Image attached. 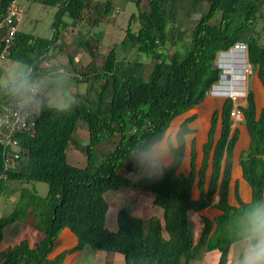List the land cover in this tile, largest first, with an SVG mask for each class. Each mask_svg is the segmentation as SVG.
<instances>
[{"label": "trees", "instance_id": "trees-1", "mask_svg": "<svg viewBox=\"0 0 264 264\" xmlns=\"http://www.w3.org/2000/svg\"><path fill=\"white\" fill-rule=\"evenodd\" d=\"M12 1L0 0V22ZM31 1L55 8L52 34L47 39L17 30L6 59L25 65L26 70L0 86V109L10 105L17 94H26L27 91L19 89L23 79L32 85L44 78L47 59L69 27L65 18L82 21L84 10L90 6L87 0ZM125 1L133 3L136 12L130 14L119 46L134 49L138 56L152 60V68L144 77L143 62L119 60L116 46L103 56L85 42L76 44L90 57L77 71L76 82L86 84L83 96L80 99L77 95L74 99L65 96L68 103L65 108L49 106L47 98L40 96L33 107L37 113L34 134L19 138V160L0 183V196L17 194L12 210L0 217V242L3 229L15 222L29 225L42 238L34 245L20 240L6 248L0 252V264H61L67 252L53 260L48 255L64 228L77 237L74 250L90 247L117 253L123 256L125 264H190L203 252H216L215 264H233L229 262V252L233 241L239 240L233 218L238 209L242 216L247 203L264 195V110L257 113L250 88L246 91L245 105L237 107L247 136L248 146L240 152L238 165L250 188L249 202L238 197L236 186V205L228 202L233 153L239 138V131L232 129L231 98H226L211 115L198 171L192 145L188 173L178 172L185 156L186 136L193 133L189 124L195 120L194 114L178 126L175 146H169L171 161L161 175L132 180L121 175L120 170L136 172L140 155L149 153L176 126L175 118L195 110L205 100L221 74L215 65L219 53L243 44L247 64L264 89V27L262 42L253 35L264 0H146L147 10L141 9L143 0ZM182 2L207 4L190 31L186 46L176 39V28H172ZM93 9L106 17L111 11V0L95 4ZM4 34L2 27L0 53ZM170 45L177 48L168 54ZM98 58L102 59L99 67L95 64ZM67 59L68 64H73V57L67 55ZM94 83H99L98 89L93 90ZM205 103L206 100L202 107ZM79 120L85 122L88 131L84 167L71 165L67 160ZM239 174L240 171L236 174L233 170V175ZM196 175L198 199L192 194ZM7 182L19 188L9 189ZM32 182L45 183L46 195L39 196L34 189L24 187ZM120 188L148 192L153 205L161 208L162 216L141 219L120 209L116 214V230L109 232L105 228L108 204L104 195ZM216 193L218 200L213 204ZM248 198L249 195L243 199ZM207 208H214L219 214L212 220L200 218L202 226L195 240L190 214Z\"/></svg>", "mask_w": 264, "mask_h": 264}, {"label": "rangeland", "instance_id": "rangeland-1", "mask_svg": "<svg viewBox=\"0 0 264 264\" xmlns=\"http://www.w3.org/2000/svg\"><path fill=\"white\" fill-rule=\"evenodd\" d=\"M90 1V6L88 9L84 10V17L82 21H71L69 18H65L70 22L69 27L74 28L75 30H65L61 36L59 44L55 46L51 56L48 59L50 65L56 66L46 72L43 81L45 87L43 88L41 95L47 98V104L56 108H65L67 102L64 99L65 96L74 99L75 95L80 99L85 91L86 84L81 80L76 82L77 71L81 70L84 66L82 65L87 61H90L89 55L76 44L79 42H85L86 45L96 47L101 55H105L110 48L113 46L117 47V58L119 60L132 61L138 59L144 64V77L147 76V73L151 70L153 61L146 59L142 56H138L134 49H124L119 46L120 41L124 37V31L127 25L128 18L131 13H135L136 9L133 3L125 0H111V11L110 14L106 17H101L98 12H95L93 5L101 4L105 0H87ZM16 5L22 8V18L18 23V28L20 31L30 34H35L43 38L49 39L52 34L51 22L55 8L42 6L38 3H33L31 0H15ZM148 5L147 1L143 0L141 3V9L147 10ZM207 9L206 3H201L199 5H193L190 2H182L178 8L176 14V23L172 28H176V39L180 41L181 44L187 45L190 39V31L196 24L200 15L204 13ZM94 18H98V21L95 22ZM137 24H133V28L136 29ZM262 27H264V1L259 10V16L254 23L253 35L259 38V41L262 42ZM174 37V34H173ZM177 46L170 45L168 47V54H171L176 50ZM241 49H238L236 56L239 58H244L245 49L241 52ZM231 51L225 53H219L215 60V65L220 66L221 73L224 72L222 69L223 65L227 63V58L230 56ZM70 53L72 56L79 54V63L78 64H68V59L66 54ZM60 57V58H57ZM61 61V62H60ZM102 59L98 58L95 60L97 67L101 64ZM248 68L245 76H243L244 86L243 89L238 91L241 94L240 97H236L235 100L232 99L234 104V116L232 117L233 126L232 129H237L239 131V138L237 141V146L234 154L233 167L231 173V179L229 183V192H228V202L231 205H236V198L234 193V188L236 186L238 197L243 201V198H247L249 195V189L247 185L244 186V183L241 178L233 175V169L235 173L238 174L239 168L235 167L236 157L241 150L246 148L247 136L245 135V127L242 124V115L238 112V106L245 105L246 91L250 88L254 95V100L256 104V110L259 114L261 110H264V89L258 81L255 72L251 70V67L247 64ZM74 69L76 71H74ZM26 66L12 62L8 59L0 61V86L10 83L16 76L24 73ZM224 74V73H223ZM80 77V75H79ZM219 83L215 84L217 88ZM93 90L98 89L99 83H94ZM213 90L211 89L205 100V106L202 107V104L195 108V110L185 113L177 118H175L176 126H172L168 132L165 134L162 144L165 148L164 156L162 158H154V153L156 151H161L162 146H154L152 151L146 154H142L139 157V161H151L153 163L159 161L160 164L166 166L171 161V155L169 152L168 146H174L175 140L174 135L178 129V126L181 122L189 117L190 115L195 114L196 119L190 123V128L194 131L190 135L186 136V148L184 162H182L181 167L178 172L187 174L189 171V156L192 145L194 146L196 153V171H198L201 160H202V150L201 147L206 141L208 125L212 112L219 110L222 106V103L227 97L223 96H214ZM228 91V89H227ZM235 92V91H234ZM237 92V91H236ZM94 93H92V96ZM202 107V108H201ZM175 123V120L174 122ZM172 123V124H173ZM219 133V124L217 125L216 138ZM88 141V131L83 120H79L76 126V131L74 133V142L70 145V149L67 153V160L71 165L77 167H84L86 165V156L84 152V147ZM159 145V144H158ZM162 147V148H163ZM163 148V149H164ZM161 154V152H159ZM237 169V170H236ZM153 169L148 168L146 165L142 166L140 163L136 172H127L124 168L120 170L121 175L137 180L142 176H147L151 178H157L158 176L153 175ZM210 174V166H208L206 171V185ZM197 181L198 177L195 176V181L193 185V196L197 198ZM9 189L17 190L18 185L14 183H6ZM27 188L34 189L39 196H45L47 193V185L41 182H32L26 185ZM105 200L108 204V211L106 215L105 226L110 230L116 228V214L118 210L124 209L129 214L134 217L147 219L151 216L161 217L162 210L160 207L153 205L152 198L148 192L138 191L131 188H120L117 191H108L105 193ZM218 194L216 193L213 202H217ZM245 201V200H244ZM0 203V216H6L12 210V204L10 202ZM215 210L212 208L202 210L197 214H190V222L193 227V235L196 240L199 236V232L202 226L201 217L208 218L212 220L215 217ZM238 248V243L234 244L231 247L229 252V262L233 263V254ZM217 260L216 252H203L200 258L192 261L190 264H215Z\"/></svg>", "mask_w": 264, "mask_h": 264}, {"label": "built area", "instance_id": "built-area-1", "mask_svg": "<svg viewBox=\"0 0 264 264\" xmlns=\"http://www.w3.org/2000/svg\"><path fill=\"white\" fill-rule=\"evenodd\" d=\"M22 8L12 1L7 9L5 17L0 22V28H5V34L1 41L3 48L0 53V61L6 58L7 51L17 32V25L22 18ZM237 49H245L241 43L235 45ZM32 85L35 92L27 91L26 94H17L10 105L0 109V148L2 159V170L0 172V183L5 181L7 173L14 169L20 157V142L22 136H32L35 129L37 113L33 109L38 104L41 92L45 86L43 78ZM234 113H231V117Z\"/></svg>", "mask_w": 264, "mask_h": 264}, {"label": "crops", "instance_id": "crops-1", "mask_svg": "<svg viewBox=\"0 0 264 264\" xmlns=\"http://www.w3.org/2000/svg\"><path fill=\"white\" fill-rule=\"evenodd\" d=\"M68 29H69V31L75 30L72 27H68ZM17 30H19L18 26H17ZM32 35H35V34H32ZM35 36H38V35H35ZM60 40H61V38L58 40L57 44H59ZM67 55H70L71 57H73V65L79 63V54H76L75 56H72V54L67 53L66 57H67ZM57 58H60V57H57ZM48 59H47V63L45 64L46 67H47V72L50 71V70H53L52 68L56 67V66L52 65V63L50 65V62H48ZM86 64H87V61L85 63H83L82 65L85 66ZM225 90L227 91V89H225ZM200 105H198V106H200ZM189 128H190V124H189ZM208 128H209V125H208ZM245 131H246V129H245ZM162 140L159 143L155 144L154 146L157 145V146H162L163 147ZM174 140H175V137H174ZM248 142H249V138H248ZM174 146H175V143H174ZM236 146H237V143H236ZM236 146H235L234 153H233V160H234V154H235ZM247 146H248V144H247ZM247 146H246V148H247ZM153 147L151 148V151H152ZM162 147H161V151H159V152H161V154L158 151H156L154 153V150H153L154 158H162L164 156L165 148L163 147L164 148L163 149ZM169 152H170V150H169ZM240 152L238 153V155L236 157L239 158ZM238 158H236L235 167H236V165L238 166L239 171H240V174H239L238 177L242 179V177H241V169H240V167L238 165ZM232 167H233V162H232ZM231 173H232V171H231ZM242 181L244 183V186L247 185V188L249 189V198L246 201L243 200V202H249L250 201V188H249L248 184L243 179H242ZM24 187H26V185H24ZM197 191H198V189H197ZM193 192L194 191L192 190V194H193ZM198 197H199V191H198V196H197L196 199H198ZM16 199H17V194L16 193L10 195L9 197H6L5 194H2V196H0V203L3 202V201H5V202L8 201V202H10L12 204V207H13V204H14ZM5 202H4V204H5ZM214 203H216V202H213V204ZM207 209H209V208H207ZM212 209L215 210V213H216L215 216H217L219 214V211L214 209V208H212ZM105 222H106V218H105ZM105 228L109 232H114L116 230V228L113 229V230H110L106 226H105ZM2 235H3L2 236V240L0 242V252L4 251L6 248L11 247L14 244H17L20 240H27L31 245H34L35 243H37L42 238V235L39 232L33 230L29 225H27L25 223H20V222H15V223L11 224L10 226L4 228L3 231H2ZM234 244H237V243H234ZM76 245H77V237L75 236V234L72 233L68 228H64V229L61 230V232L59 233L58 237L54 241L53 247L51 249V252L48 255V259L49 260H53L58 255H60V254H62L64 252H67L64 255V258H63V261H62L61 264H125L124 258L120 254H117V253H105V252H101V251H96V250L91 249L90 247H84V248H82L80 250H74Z\"/></svg>", "mask_w": 264, "mask_h": 264}, {"label": "clouds", "instance_id": "clouds-1", "mask_svg": "<svg viewBox=\"0 0 264 264\" xmlns=\"http://www.w3.org/2000/svg\"><path fill=\"white\" fill-rule=\"evenodd\" d=\"M20 90L35 92L34 85L23 79L19 84ZM142 166L152 168L153 175H161L164 165L159 161H138ZM241 209L237 210V216L233 218L236 224V233L239 240L238 248L233 254V264H264V195L250 201L243 207V215L240 216Z\"/></svg>", "mask_w": 264, "mask_h": 264}, {"label": "bare ground", "instance_id": "bare-ground-1", "mask_svg": "<svg viewBox=\"0 0 264 264\" xmlns=\"http://www.w3.org/2000/svg\"><path fill=\"white\" fill-rule=\"evenodd\" d=\"M237 51L238 49L232 50L229 54L230 56L227 58V63L223 65L222 69L224 70L223 75L225 77L220 81L219 86L214 88V96L231 97L235 100L236 97L241 96L238 91L245 90V88L243 89L244 81L242 74L245 76L246 72H248V66L243 57L239 58L236 56L235 52ZM225 89H228V91Z\"/></svg>", "mask_w": 264, "mask_h": 264}, {"label": "water", "instance_id": "water-1", "mask_svg": "<svg viewBox=\"0 0 264 264\" xmlns=\"http://www.w3.org/2000/svg\"><path fill=\"white\" fill-rule=\"evenodd\" d=\"M234 49H237V47H233V48H231V49H229V51H232V50H234ZM242 50V49H241ZM243 51V50H242ZM218 68H221L220 66H217ZM225 76L223 75V73H221L220 74V76H219V80H218V82L217 83H220V81L224 78ZM214 88H216L215 87V85H213L212 87H211V89H214ZM227 98H230V97H227Z\"/></svg>", "mask_w": 264, "mask_h": 264}]
</instances>
